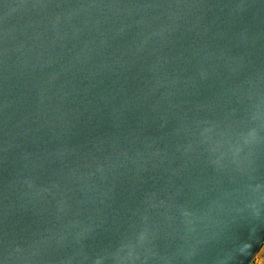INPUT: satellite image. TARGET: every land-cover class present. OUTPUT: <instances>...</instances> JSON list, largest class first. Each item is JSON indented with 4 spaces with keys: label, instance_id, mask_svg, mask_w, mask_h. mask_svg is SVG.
Returning <instances> with one entry per match:
<instances>
[{
    "label": "water",
    "instance_id": "95a60500",
    "mask_svg": "<svg viewBox=\"0 0 264 264\" xmlns=\"http://www.w3.org/2000/svg\"><path fill=\"white\" fill-rule=\"evenodd\" d=\"M263 243L264 0H0V264Z\"/></svg>",
    "mask_w": 264,
    "mask_h": 264
},
{
    "label": "rangeland",
    "instance_id": "374dc122",
    "mask_svg": "<svg viewBox=\"0 0 264 264\" xmlns=\"http://www.w3.org/2000/svg\"><path fill=\"white\" fill-rule=\"evenodd\" d=\"M251 264H264V243L255 255V258Z\"/></svg>",
    "mask_w": 264,
    "mask_h": 264
}]
</instances>
